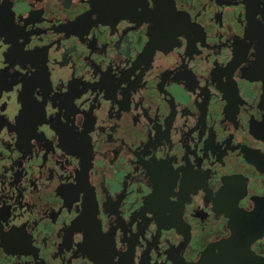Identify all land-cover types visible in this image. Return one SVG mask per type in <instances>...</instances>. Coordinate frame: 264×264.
Listing matches in <instances>:
<instances>
[{
  "label": "flooded vegetation",
  "instance_id": "obj_1",
  "mask_svg": "<svg viewBox=\"0 0 264 264\" xmlns=\"http://www.w3.org/2000/svg\"><path fill=\"white\" fill-rule=\"evenodd\" d=\"M0 264H264V0H0Z\"/></svg>",
  "mask_w": 264,
  "mask_h": 264
}]
</instances>
